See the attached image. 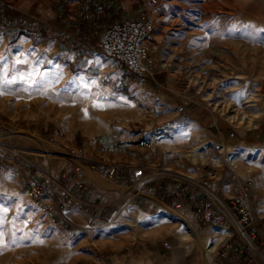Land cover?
<instances>
[{"label": "rangeland", "instance_id": "rangeland-1", "mask_svg": "<svg viewBox=\"0 0 264 264\" xmlns=\"http://www.w3.org/2000/svg\"><path fill=\"white\" fill-rule=\"evenodd\" d=\"M66 1L0 0L24 20L62 31V39L52 33L33 40L21 33L14 43L5 35L10 29L0 33V264H108L94 224L78 221L73 234L53 226L26 182L39 176L61 223L75 222L71 214L84 209L68 206L69 197L60 192L74 182L69 172L73 166L87 170L88 158L105 163L99 154L123 133L151 138L154 180L193 186L229 225L201 235L188 222L200 237V243L188 238L204 255L201 264H222V235L243 238L221 193H238L241 178L250 174L251 209L259 223L253 264H264V0H158L154 10L149 0H105L121 11V21L147 12L154 19L150 58L157 69L145 84L101 61L95 44L106 28L86 44L69 22L59 21L54 5ZM100 5L96 11L102 13ZM178 105L188 110L187 121L178 116ZM231 106L243 112V121L220 111ZM70 156L75 163L68 168ZM101 173L89 172L91 190L104 195L101 208L110 212L123 187L114 191ZM200 178L215 187L218 199L199 187ZM84 250L91 260L84 259ZM121 253L112 264L136 257L131 242Z\"/></svg>", "mask_w": 264, "mask_h": 264}, {"label": "crops", "instance_id": "crops-1", "mask_svg": "<svg viewBox=\"0 0 264 264\" xmlns=\"http://www.w3.org/2000/svg\"><path fill=\"white\" fill-rule=\"evenodd\" d=\"M80 9L79 0H68L65 4L56 2L54 5L59 21L62 22V19H65L73 28L77 26ZM58 31L62 32L60 29ZM82 61V59H78L79 63ZM144 139L150 140L151 138H142L140 133H123L115 141V144L110 145L107 153L99 154L105 163L100 165L90 158L85 159L88 163L85 166L87 170L81 169L85 175L83 182L92 183L89 172L90 174L94 171L102 172L107 162H114L117 164L115 179L118 183L121 186L132 184L134 167L140 164L143 165L141 167H148L154 163L155 154H151L148 146L140 145V141ZM76 168L77 166H73L69 173H73ZM64 173L67 174L66 171ZM73 184L74 182H69V186L60 191L69 197L68 206L72 202L78 205L79 202H84L87 198L88 209L79 205L84 210L81 213L76 210L74 215L71 214L75 222L68 220L61 223L60 227L65 232L73 234L78 221L87 225L93 223L94 231L98 233L97 242L100 243L108 264H112V259L118 258V256L123 257L122 249L130 242L136 257L129 259L128 264H201L200 255L203 254H200L198 244L191 242L188 238L192 237L198 243L201 242L191 224L201 235H204L210 228L220 230L229 228L212 203L207 201L210 199L209 197L195 193L193 186L178 180L162 178L149 181L141 187L137 196L119 200L110 212L102 210L104 208L97 205L94 198L95 192L91 190V186H76L72 190ZM199 187L202 188L200 185ZM42 193L45 196L43 189ZM236 193V188H224L221 196L225 202H229ZM58 196L59 194L55 197ZM81 197L84 198L83 201ZM167 199L170 201H166ZM79 214L81 215L78 216ZM101 224H105V229H100L97 226ZM134 226H139V229L136 230L137 238L132 234ZM216 233L219 234V232ZM162 242H167L168 248L162 246ZM88 253L87 250H84L83 257L86 260H91ZM129 253H132L131 247ZM247 259L248 254L246 253L238 259L226 251L221 260L222 264H246ZM85 264L96 263L91 260Z\"/></svg>", "mask_w": 264, "mask_h": 264}, {"label": "built area", "instance_id": "built-area-1", "mask_svg": "<svg viewBox=\"0 0 264 264\" xmlns=\"http://www.w3.org/2000/svg\"><path fill=\"white\" fill-rule=\"evenodd\" d=\"M158 0H149L148 8L154 10L158 6ZM96 10L102 11V6L99 3L95 5ZM155 22L149 13L140 14L137 20H122L108 26L101 38L95 44L99 51L101 61L110 66L115 73L127 72L133 75L138 84H145L155 74L154 61L150 58V53L153 50L155 43ZM80 34V29L74 30V35ZM178 116L183 121L188 120V110L183 105L176 107ZM150 140L144 139L140 141L141 146H149ZM71 163L67 165L71 168L75 161L71 157ZM76 165V164H75ZM117 164L114 162H107L104 170L101 173V178L109 185L112 186L114 191L115 187H121L115 179ZM133 182L128 186H122L118 189L119 196L115 202L131 196H137L142 186L147 182L154 180V173L149 167L136 166L132 170ZM74 184L77 187L91 186V183L82 181L83 171L81 168L74 170ZM198 184L204 188L211 198H217L214 194L215 187L212 186L207 180L199 179ZM252 184V177L246 174L241 178L238 193L229 201L223 203L224 209L228 210L238 224L239 233L243 237L238 239V234H228L226 240L222 243L219 250L222 255L224 252H230L235 258L240 259L242 255L247 252L248 259L246 264H253L254 250L259 251L255 242L256 235L259 233L258 218L253 214L250 203V186ZM40 177L36 176L30 178L26 182L27 191L32 200L41 207L45 212L47 220L53 225L58 226L61 224L62 219L58 216L55 207L43 195L41 188ZM94 197L98 200V206H102L104 195L95 193ZM218 199V198H217ZM87 198L84 202L78 204L88 209ZM114 201L112 203H115ZM249 240H247V238ZM164 247L168 248V243L163 242Z\"/></svg>", "mask_w": 264, "mask_h": 264}, {"label": "trees", "instance_id": "trees-1", "mask_svg": "<svg viewBox=\"0 0 264 264\" xmlns=\"http://www.w3.org/2000/svg\"><path fill=\"white\" fill-rule=\"evenodd\" d=\"M79 1L81 9L78 17V25L74 28V30L76 28L80 29L79 36L86 44V40L90 38L92 34H95L97 29H105L111 24L121 21V11L114 5H110L109 3L107 4L105 0ZM96 2L104 5V12L100 13L96 11ZM60 3L61 2H59V4ZM6 29L11 30L5 34L10 43L16 42L18 35L21 33L33 40L38 38H49L52 33H54L55 37H60L62 39L59 32L51 31L42 23L32 24L24 20V16H22V14L11 12L8 7L0 2V33ZM166 201L169 202L170 200L167 199ZM245 253L247 254V252Z\"/></svg>", "mask_w": 264, "mask_h": 264}, {"label": "bare ground", "instance_id": "bare-ground-1", "mask_svg": "<svg viewBox=\"0 0 264 264\" xmlns=\"http://www.w3.org/2000/svg\"><path fill=\"white\" fill-rule=\"evenodd\" d=\"M157 66L154 64V68H156ZM157 69V68H156ZM216 105V104H215ZM225 106V105H224ZM220 111L221 112H223V113H230V112H232V113H234L232 116H230L229 118L230 119H235V120H239V121H243L244 119H245V117H244V115H242L243 114V112H241L239 109H237V108H233V106H231L230 108H222L221 107V109H220ZM228 237V235H226L225 236V238H224V240L222 241V243L226 240V238ZM247 238V240H249V238L248 237H246ZM222 243H220L221 245H222Z\"/></svg>", "mask_w": 264, "mask_h": 264}]
</instances>
